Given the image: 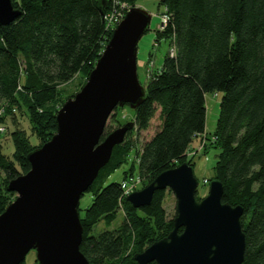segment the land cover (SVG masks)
I'll return each instance as SVG.
<instances>
[{"label":"trees","instance_id":"obj_1","mask_svg":"<svg viewBox=\"0 0 264 264\" xmlns=\"http://www.w3.org/2000/svg\"><path fill=\"white\" fill-rule=\"evenodd\" d=\"M137 1L12 0L19 15L0 26V123L17 121L20 113L41 143L31 146L26 132L17 128L11 135L14 152L5 155L0 134V215L17 195L8 190L10 181L31 170L29 155L57 133L58 112L74 97L63 100L60 88L79 75L87 81L117 27L109 24L110 15L120 14L122 4L136 7ZM159 3L168 22L155 31L156 40L172 43L174 51L165 55L145 88L144 102L133 110L134 128L86 192L94 198L80 214V250L89 264H140L137 254L168 237L175 219L164 205L170 189L135 208L125 202L126 178L108 180L132 154L148 185L188 163L194 140L206 130V96L219 94L213 136L220 153L211 182H222L224 203L244 208L243 264H264V0ZM113 131L106 127L103 139ZM102 222L105 228L95 234Z\"/></svg>","mask_w":264,"mask_h":264},{"label":"water","instance_id":"obj_2","mask_svg":"<svg viewBox=\"0 0 264 264\" xmlns=\"http://www.w3.org/2000/svg\"><path fill=\"white\" fill-rule=\"evenodd\" d=\"M18 15L12 0H0V26ZM151 21L152 16L139 7L127 12L86 85L59 110L57 133L29 155L31 170L10 181L8 190L18 196L0 215V264H22L31 251H36L39 264H89L80 250L84 232L80 201L114 148L134 128L130 122L103 139L117 107L136 110L145 100L138 46ZM198 187L194 168L184 163L126 197L125 202L143 208L157 191L170 189L177 200L174 229L135 256L140 264H243L244 208L223 202L219 180L210 183L202 200L196 196Z\"/></svg>","mask_w":264,"mask_h":264},{"label":"rangeland","instance_id":"obj_3","mask_svg":"<svg viewBox=\"0 0 264 264\" xmlns=\"http://www.w3.org/2000/svg\"><path fill=\"white\" fill-rule=\"evenodd\" d=\"M160 0H138L136 7H139L152 16V21L149 31L144 35L138 46V77L140 83L146 88L148 82L161 68L165 55L170 51H174L173 44L156 40V30L159 29L162 23V14L165 11V6L160 5ZM123 11L120 14L111 16L109 24L116 25L124 17V13L130 10L126 4L120 5ZM88 80V79H87ZM87 81L84 79V75L77 76L74 81L64 85L60 88L62 93L61 97L63 100L66 98L75 96L78 94L82 88L86 85ZM84 85V86H83ZM220 103L221 95L208 94L206 96L207 105V118H206V130L201 136H198L193 142V145L188 153V163L193 165L195 176L199 180L197 197L204 199L208 196L211 180L215 178V164L218 160L219 150L215 148V139L213 133L217 126V121L220 113ZM3 113V111H1ZM2 117V115H0ZM17 121H12V118H8L5 123H0V134H1V144L3 145V153L5 155H12L14 152L12 132L13 130L19 128L26 132V137L30 140L31 146H37L41 143V140L35 136L32 131L30 124L26 116H22L18 113ZM134 120V111L129 107H117L115 111L110 115L106 127H110L116 130L118 125H126ZM119 121V122H117ZM106 129V128H105ZM112 133V132H111ZM131 136V135H130ZM129 136V137H130ZM127 137V136H126ZM134 165L135 168H132ZM137 160L135 159V154H132L128 163L118 169L108 180V183L121 181L122 178L130 181L129 191H141L148 186L149 178L143 177L136 169ZM132 168V170H131ZM130 169V172L124 175V171ZM3 177V172H0ZM132 179V180H130ZM13 196V195H12ZM18 195H16L17 198ZM15 197V196H14ZM15 198V200H16ZM93 195L89 192L86 193L80 201V214L85 215V211L93 202ZM14 200V201H15ZM13 201V202H14ZM165 209L169 217H175L177 200L173 193H168L166 201L164 203ZM123 218V213L120 212L119 219ZM118 224V223H114ZM105 226L100 223L94 230L97 234ZM37 260L36 251H31L26 258L27 264H34Z\"/></svg>","mask_w":264,"mask_h":264},{"label":"built area","instance_id":"obj_4","mask_svg":"<svg viewBox=\"0 0 264 264\" xmlns=\"http://www.w3.org/2000/svg\"><path fill=\"white\" fill-rule=\"evenodd\" d=\"M128 11V10H127ZM110 16H112V15H110ZM125 16H126V14H125ZM110 18L111 17H109V20H110ZM168 17H167V15H164L163 17H162V27H165V25L167 24V22H168V19H167ZM124 18H122L120 21H119V23L118 24H116L117 26L122 22V20H123ZM163 28H161V30H162ZM130 180H132V179H130ZM129 185H130V181L129 180H125V181H123L122 182V187H123V189H124V191H125V197H128L129 195H131L132 193H134V191H129V190H127V189H129Z\"/></svg>","mask_w":264,"mask_h":264}]
</instances>
